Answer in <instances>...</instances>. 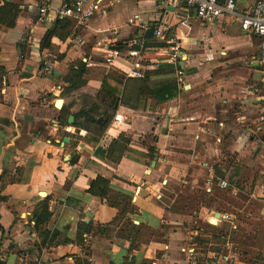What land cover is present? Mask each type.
<instances>
[{
    "label": "crops",
    "instance_id": "crops-1",
    "mask_svg": "<svg viewBox=\"0 0 264 264\" xmlns=\"http://www.w3.org/2000/svg\"><path fill=\"white\" fill-rule=\"evenodd\" d=\"M61 2L0 0V264H264L260 40L162 0L85 26Z\"/></svg>",
    "mask_w": 264,
    "mask_h": 264
},
{
    "label": "built area",
    "instance_id": "built-area-1",
    "mask_svg": "<svg viewBox=\"0 0 264 264\" xmlns=\"http://www.w3.org/2000/svg\"><path fill=\"white\" fill-rule=\"evenodd\" d=\"M168 7L182 10L188 14L193 11L196 18L201 21L216 20L224 16L233 17L239 23L242 31L254 35L260 40V48L264 52V1L258 0L243 12H238L236 0H162ZM106 0H62L59 6L54 10L58 18H66L74 22L78 26H85L88 21L97 13L105 15L107 13ZM49 7L46 5L38 9V20H44ZM164 23L157 24L154 34L159 36L165 32ZM106 46V45H105ZM116 52V51H115ZM114 52V53H115ZM126 55L131 58L139 59V51L126 45ZM110 61V58H107ZM264 65V61H263ZM47 70V67H44ZM132 75L139 76L140 73L132 70ZM264 88V81H263ZM210 183H207L206 191H210ZM220 187L223 183L218 184ZM221 220H231L229 214H222ZM224 260L227 256L223 257ZM194 264V262H191Z\"/></svg>",
    "mask_w": 264,
    "mask_h": 264
},
{
    "label": "water",
    "instance_id": "water-1",
    "mask_svg": "<svg viewBox=\"0 0 264 264\" xmlns=\"http://www.w3.org/2000/svg\"><path fill=\"white\" fill-rule=\"evenodd\" d=\"M72 120H73V117L70 115V116L68 117V123H69V124L72 123ZM99 120H101V118H99ZM63 140H64V141H67V138H63ZM153 165H154V162H152L151 166H153Z\"/></svg>",
    "mask_w": 264,
    "mask_h": 264
},
{
    "label": "bare ground",
    "instance_id": "bare-ground-1",
    "mask_svg": "<svg viewBox=\"0 0 264 264\" xmlns=\"http://www.w3.org/2000/svg\"><path fill=\"white\" fill-rule=\"evenodd\" d=\"M55 105H56V107H60V106H61V101H57V102L55 103Z\"/></svg>",
    "mask_w": 264,
    "mask_h": 264
},
{
    "label": "trees",
    "instance_id": "trees-1",
    "mask_svg": "<svg viewBox=\"0 0 264 264\" xmlns=\"http://www.w3.org/2000/svg\"><path fill=\"white\" fill-rule=\"evenodd\" d=\"M114 92V91H113ZM95 141H98V138H96V140Z\"/></svg>",
    "mask_w": 264,
    "mask_h": 264
}]
</instances>
